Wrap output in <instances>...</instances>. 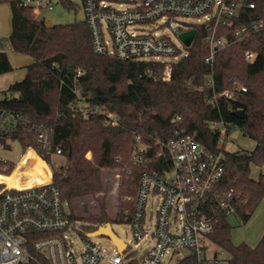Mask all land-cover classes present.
Wrapping results in <instances>:
<instances>
[{
    "label": "trees",
    "instance_id": "16d2710c",
    "mask_svg": "<svg viewBox=\"0 0 264 264\" xmlns=\"http://www.w3.org/2000/svg\"><path fill=\"white\" fill-rule=\"evenodd\" d=\"M62 1L69 5L70 1ZM236 1L240 7L234 25H219L217 29L218 36L225 35L230 40H236L237 27L264 19V0ZM3 2L11 6L12 31L8 37L0 38V75L13 70L7 49L28 54L33 62L27 65L23 79L3 91L0 110L27 116L37 127L43 124L49 129L68 163L55 168L51 156L43 158L51 166L53 182L65 199L94 197L104 191L102 170L111 167L122 170L121 195L134 196L141 169L131 157L139 137L154 148L156 138H167L177 129L186 130L212 149L221 150V133L209 123L218 120L227 124L228 133L237 127L256 141L253 150L225 153L226 170L218 186L223 195L231 194L235 217L241 223L249 220L264 197V172L258 179L251 177L252 164L264 165V30L252 31L219 50L211 66L204 62L209 51L204 41L207 31L198 26L195 41L187 54L171 62L170 76L166 78V61L121 60L96 53L86 22L47 26L31 9L20 6L18 0H0ZM250 3L255 6L251 8ZM246 50L256 52L254 61L246 60ZM79 69L83 71L81 75ZM210 73L214 76L213 85L208 84ZM233 79L247 90L237 91L236 100L217 96L234 87ZM77 90L86 104L118 114L119 125L107 124L102 113L83 116L73 110L72 104L79 97ZM210 98L213 102L208 101ZM238 109L244 110L243 117L236 115ZM11 139L18 140L24 150L38 148L37 133L31 128L21 126ZM89 151L92 158L86 157ZM153 152L154 149L149 150L150 154ZM44 160L27 183H38L48 175ZM15 167L16 163L0 160V173L10 175ZM8 182L17 184L13 177ZM99 206L98 213L86 211L77 216L88 223L87 231L112 221L106 202L101 200ZM132 206L133 201L124 199L116 220L124 222V211ZM232 227L230 218L221 214L209 234L227 254L222 264H264V235L255 247L246 242L234 244ZM202 263L194 254L177 262Z\"/></svg>",
    "mask_w": 264,
    "mask_h": 264
},
{
    "label": "built area",
    "instance_id": "2783aa9c",
    "mask_svg": "<svg viewBox=\"0 0 264 264\" xmlns=\"http://www.w3.org/2000/svg\"><path fill=\"white\" fill-rule=\"evenodd\" d=\"M18 4L31 9L39 19L41 12L54 7L55 0H18ZM83 6L94 51L121 60L166 61L162 57L176 60L187 54L190 47L180 34L191 29L198 33L197 27L201 26L207 31L204 41L209 47L204 62L213 66L219 50L249 36L252 31L264 30V19H257L237 27L236 40L218 36L219 25H234L240 7L236 0H134L129 6L121 5L120 8L114 6L113 0H83ZM249 6L253 8L255 5L250 3ZM189 17L203 18L204 22L194 24ZM158 20L161 21L158 28L169 27L182 46H177L164 32L147 28L149 23ZM256 55L253 50L245 51V58L250 62ZM166 62V78H169L173 61ZM82 73L79 69L78 74ZM208 84H214L213 73L208 75ZM233 84V88L225 89L217 96L236 100L237 91L247 90L236 79ZM208 101L213 102L211 98ZM72 109L80 111L83 116L102 113L106 123L112 126L120 123L118 114L99 106L92 107L83 102L80 95ZM209 123L221 133V150L212 149L199 141L195 133L186 130L177 129L167 138H156L154 148L138 138L131 159L141 171L136 194L124 198L133 201V206L123 214L124 223L131 225L135 249L120 237L125 243L123 249L111 239L113 245L108 246L87 235L82 248L75 252L68 239L72 233L80 234L81 228L73 223L75 217H72L71 203L53 182L52 173L49 182L22 188L11 187L0 180V264H102L105 261L112 264H162L168 253L180 249H188L189 254L196 255L205 264L207 246L213 242L209 234L218 216L235 215V207L229 200L231 194L223 195L218 189L226 170L225 153L230 151L227 147L230 133L224 122L212 120ZM21 126L36 131L38 148L34 150L40 158L62 155V148L53 142L46 126L40 124L37 127L27 116L6 110H0V147H6ZM153 149L150 154L149 150ZM156 197L159 204L148 214L149 202ZM143 239L150 245L139 255L137 245Z\"/></svg>",
    "mask_w": 264,
    "mask_h": 264
},
{
    "label": "rangeland",
    "instance_id": "374dc122",
    "mask_svg": "<svg viewBox=\"0 0 264 264\" xmlns=\"http://www.w3.org/2000/svg\"><path fill=\"white\" fill-rule=\"evenodd\" d=\"M70 1L67 5L62 0H55V5L52 9L44 10L39 14V19L44 20L46 22H52L53 24H69L74 22H85V11L83 6V0H68ZM114 6L117 8H120L122 6H129L130 3L134 0H113ZM10 4L7 2L0 3V25L3 24V26L7 29L9 26L11 28V17L9 21V17L6 18V10H10L9 6ZM2 14V15H1ZM188 20L194 24H200L201 22H204L203 18L198 20L196 17H189ZM161 24V21L158 20L156 22H151L147 26L148 29H152L154 31H159L160 33H165L177 46H182V42L178 39L176 34L169 29L167 26H163L161 28H158V26ZM12 28L10 29V32L8 36L11 33ZM7 35L2 36L1 38L8 37ZM11 52V54L14 52L11 49H7V53ZM15 54V53H14ZM16 56H14V64L13 70L11 72L16 73L15 75L20 76L24 69H26L27 65L31 64L32 58L27 54L22 53H16ZM181 58V57H180ZM178 59H174L173 57H162L161 59H164L166 61H177ZM171 69V68H170ZM168 68L165 70V76L167 77ZM23 79L20 78L19 80ZM18 81V80H17ZM9 87V85H8ZM7 87V88H8ZM6 88V89H7ZM5 89V90H6ZM0 91V97L3 95V91ZM223 140L227 142V138L223 137ZM227 147L230 151H237V150H251L254 149L255 143L252 138L245 135L241 129L236 128L229 134V140ZM31 150L28 151L24 150L21 143L18 140H8V143L6 147H0V158L7 159L13 163H16V167L13 170V174L17 178H27L35 175L44 158L39 157L34 148H30ZM34 151V152H33ZM87 158H92V152L89 151L86 154ZM46 161V160H44ZM51 162L52 165L55 168H61V166H65L68 163L67 157L60 154H53L51 156ZM46 168L48 169V175L43 177L44 180H50L51 179V173L53 176V171L51 170V166L46 161L45 163ZM263 166V165H262ZM259 171V168H256L255 166L251 169V175H256V173ZM7 175V174H6ZM252 177V176H251ZM14 178V177H13ZM15 179V178H14ZM122 179L123 174L122 170L118 167H111V168H105L102 170V180L105 187V190L102 192H98L96 196H88L82 199H77L74 201H70L71 208L70 210L73 212V214L76 216L73 218V223L78 225L81 228L80 234H71L68 239L69 246L75 251H79L83 246V239L87 237V235L92 232L93 230L87 231L88 228H86V225L88 224L86 221H84L82 218L77 217L80 215H83L85 213H98L100 211L99 203L101 200H104L107 205V211L108 214L112 217V221L108 222L111 223L112 228L114 231L118 234L120 238L125 240L126 242H129L131 244V248L135 249V242L133 240L131 225L129 223H122L116 220L119 215L120 205L124 201V195H121V185H122ZM264 199V198H263ZM159 204L158 197L151 199L149 202V206L147 208L148 214H150L151 208L155 211L157 206ZM262 215L259 219V215L255 216L251 222L241 223L240 219L233 216H229L233 226L234 232H231V238L232 242L234 244L242 243L244 242V238L247 236H252L254 234L259 233L260 230V220L263 221L264 225V202L261 205ZM88 211V212H86ZM119 220V218H118ZM103 225V224H102ZM106 225V224H105ZM240 228V229H239ZM92 240L97 241L102 244L106 245H113L112 241L105 237V236H92ZM259 243V242H258ZM150 242L146 239H143L139 242L137 245V253L139 255L143 254L149 247ZM189 254L188 249H180L171 253H168L162 260V264H177L178 260L185 255ZM227 254L223 249H221L217 244L214 242H210L207 246L206 250V262L205 264H209L208 261L211 264H217L218 262H224L223 259ZM102 264H112L109 261H105Z\"/></svg>",
    "mask_w": 264,
    "mask_h": 264
},
{
    "label": "crops",
    "instance_id": "0c3cea01",
    "mask_svg": "<svg viewBox=\"0 0 264 264\" xmlns=\"http://www.w3.org/2000/svg\"><path fill=\"white\" fill-rule=\"evenodd\" d=\"M10 6V5H9ZM4 12H6V18H8L9 17V21H10V17L12 18V11H11V7H10V10H6V11H4ZM2 15V14H1ZM11 28H12V23H11ZM10 26L6 29L4 26H3V24L2 25H0V38L2 37V36H5V35H7L8 36V34H9V32H10ZM12 31V30H11ZM16 53H20V52H16V51H14L12 54H11V52H9V53H7L8 54V57H9V59H10V62H11V64H14V62H13V60H14V56H16L15 54ZM23 54V53H22ZM28 55V54H27ZM30 56V55H29ZM31 57V56H30ZM32 58V57H31ZM31 62H33V58H32V61ZM13 66V65H12ZM26 72H27V68L26 69H24V71H23V73L20 75V76H17V75H15L16 73H14V72H7V73H4V74H1L0 75V91H2V90H5L7 87H8V85H10V84H12V83H14L15 81H17V80H19L20 78H22V76L24 77L25 76V74H26ZM254 143H255V146H256V141L254 140ZM255 148V147H254ZM251 150H253V149H251ZM253 166H255L256 168H259V171L256 173V175H251L253 178H255V179H258V177L260 176V174L261 173H263L264 172V165L263 166H258V165H254V164H252V166H251V169H252V167ZM264 198V197H263ZM263 202H264V199H262V201L259 203V205L256 207V209H255V211L252 213V215H251V217L249 218V220L247 221L248 223L249 222H251L252 220H253V218L255 217V216H257V215H259V219L261 218V216H263L262 215V211L260 210L261 209V205L263 204ZM246 222V223H247ZM245 223V224H246ZM260 230H259V233H257V234H254V235H252V236H247V237H245L243 240H244V242H246L247 244H249L250 246H252V247H255L257 244H258V242L260 241V239L262 238V236L264 235V225H263V221H261L260 220ZM234 227L235 226H233L232 227V229H231V232H234ZM240 229V228H239ZM237 244H239V243H237Z\"/></svg>",
    "mask_w": 264,
    "mask_h": 264
},
{
    "label": "water",
    "instance_id": "95a60500",
    "mask_svg": "<svg viewBox=\"0 0 264 264\" xmlns=\"http://www.w3.org/2000/svg\"><path fill=\"white\" fill-rule=\"evenodd\" d=\"M47 26H52V22H46ZM197 30L191 29L185 32H182L180 34V37L185 42L187 46H191L193 43V40L196 36ZM22 97V96H20ZM236 115L239 117L244 116V110L238 109L235 111ZM88 235L90 236H105L109 239H111L120 249H123L125 243L119 238V236L116 234L114 229L112 228V225L110 223H107L105 226H99L96 230L90 232Z\"/></svg>",
    "mask_w": 264,
    "mask_h": 264
},
{
    "label": "bare ground",
    "instance_id": "6f19581e",
    "mask_svg": "<svg viewBox=\"0 0 264 264\" xmlns=\"http://www.w3.org/2000/svg\"><path fill=\"white\" fill-rule=\"evenodd\" d=\"M31 149L29 148L28 149V151H30ZM34 152V151H33ZM10 177H14L15 179H16V181H17V184H12V183H9L8 182V179L10 178ZM32 177V176H31ZM28 178H30V177H27V178H17V177H15L14 176V174H13V171H12V173L10 174V175H4V174H0V180L1 181H4V182H7V184L9 185V186H15V187H17V188H22V187H27V186H32V185H36V184H41V183H44V182H49L50 180H44V179H41V181L40 182H36V183H27L26 182V180L28 179Z\"/></svg>",
    "mask_w": 264,
    "mask_h": 264
}]
</instances>
